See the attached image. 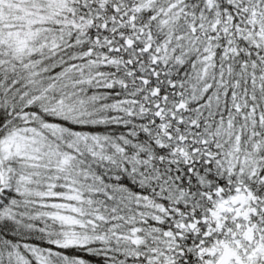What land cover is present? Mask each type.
<instances>
[{"label": "snow or ice", "instance_id": "6c2138e0", "mask_svg": "<svg viewBox=\"0 0 264 264\" xmlns=\"http://www.w3.org/2000/svg\"><path fill=\"white\" fill-rule=\"evenodd\" d=\"M0 264H264V0H0Z\"/></svg>", "mask_w": 264, "mask_h": 264}]
</instances>
